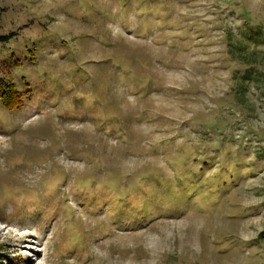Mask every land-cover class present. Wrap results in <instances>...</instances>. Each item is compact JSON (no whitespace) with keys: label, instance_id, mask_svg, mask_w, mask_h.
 <instances>
[{"label":"rangeland","instance_id":"1","mask_svg":"<svg viewBox=\"0 0 264 264\" xmlns=\"http://www.w3.org/2000/svg\"><path fill=\"white\" fill-rule=\"evenodd\" d=\"M255 35L264 0H0V264H264Z\"/></svg>","mask_w":264,"mask_h":264},{"label":"trees","instance_id":"2","mask_svg":"<svg viewBox=\"0 0 264 264\" xmlns=\"http://www.w3.org/2000/svg\"><path fill=\"white\" fill-rule=\"evenodd\" d=\"M5 39H6L5 37H1L0 42H3V43L7 42L8 40H5ZM255 39L258 42H262L264 41V35H255ZM8 85H9V87L7 88L8 96L7 97L2 96L3 102L9 106L12 105L13 99H15L14 101H16L17 103L21 102V100H19V96L17 95V91L14 88V85L12 83L11 84L8 83Z\"/></svg>","mask_w":264,"mask_h":264}]
</instances>
